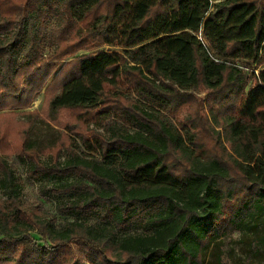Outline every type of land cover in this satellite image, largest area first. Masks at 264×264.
<instances>
[{
    "label": "trees",
    "instance_id": "16d2710c",
    "mask_svg": "<svg viewBox=\"0 0 264 264\" xmlns=\"http://www.w3.org/2000/svg\"><path fill=\"white\" fill-rule=\"evenodd\" d=\"M43 89L0 115V264L264 258V0H0V111Z\"/></svg>",
    "mask_w": 264,
    "mask_h": 264
},
{
    "label": "rangeland",
    "instance_id": "374dc122",
    "mask_svg": "<svg viewBox=\"0 0 264 264\" xmlns=\"http://www.w3.org/2000/svg\"><path fill=\"white\" fill-rule=\"evenodd\" d=\"M110 91L113 92L120 91L122 93L130 92V90L128 89L125 83H120L119 86L111 88ZM198 97L202 99L201 113L205 114L208 117L206 92H201L200 94H198ZM48 101H49V93L46 94L43 89L38 95H36V97H33V99L26 107L17 110H3L0 111V115L8 114L10 112L19 113L16 118L17 120H22V118L25 115H27V113H29L35 119H41L47 121ZM181 115L185 116L184 110L182 111ZM68 117H69V112L67 111L61 112L58 118V124H55L53 126L56 129H59L60 131L65 133L66 131L63 129V125L67 122ZM5 120L6 118L2 119V121ZM61 124L63 125L59 126ZM39 125L41 126L42 130H44L43 128H45V126L43 124H39ZM91 127H94V125H90V128ZM42 130L39 129L40 132H42ZM217 130L221 132V128H217ZM224 145L227 146L225 142ZM8 163L11 166L12 170L14 171L16 177L19 179V183L21 186V193L24 198V201L29 204L41 205V207L53 213L55 211L54 210L55 203L58 201V199L42 194L41 188L46 186H51L57 183V181L55 179L49 178L41 183H34L27 179L24 166L16 158H14L13 156L10 157L8 159ZM0 195H1V191H0ZM248 236L249 235L246 234V232L245 233L235 232L232 234L231 238L224 243L223 253L225 256L226 263L231 264L233 261H236L241 264H264V258H260V259L252 258L251 255L253 252L250 247V244L245 241ZM71 247L74 249L75 252L78 251L75 245L72 244Z\"/></svg>",
    "mask_w": 264,
    "mask_h": 264
},
{
    "label": "built area",
    "instance_id": "2783aa9c",
    "mask_svg": "<svg viewBox=\"0 0 264 264\" xmlns=\"http://www.w3.org/2000/svg\"><path fill=\"white\" fill-rule=\"evenodd\" d=\"M215 61H217V60H215Z\"/></svg>",
    "mask_w": 264,
    "mask_h": 264
}]
</instances>
